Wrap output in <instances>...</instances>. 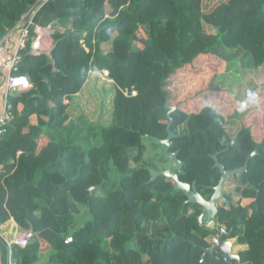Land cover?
<instances>
[{"label":"trees","instance_id":"1","mask_svg":"<svg viewBox=\"0 0 264 264\" xmlns=\"http://www.w3.org/2000/svg\"><path fill=\"white\" fill-rule=\"evenodd\" d=\"M40 1L0 0V39ZM43 2L35 22L54 43L35 53L32 27L14 71L32 87L10 96L0 136V232L14 219L34 236L0 233V264H235L212 250L220 227L242 264H264V140L248 124L264 112V0ZM207 55L224 63L207 88L228 103L171 110V79ZM171 133L180 181L206 200L224 171L249 166L227 177L213 226L158 174Z\"/></svg>","mask_w":264,"mask_h":264},{"label":"rangeland","instance_id":"2","mask_svg":"<svg viewBox=\"0 0 264 264\" xmlns=\"http://www.w3.org/2000/svg\"><path fill=\"white\" fill-rule=\"evenodd\" d=\"M223 69L224 63L219 60L218 57L214 55H207L201 56V58L196 60L193 65L179 71L171 79V84L168 88L171 108L176 106L182 108L184 111H197L209 105H226L229 101L227 93L212 91L207 88L210 76L217 71H222ZM256 80H263L264 82V70L258 74ZM162 152L163 150L154 151L152 147L149 146L146 153V159L148 161H157V157L155 156L161 155ZM169 159L171 160V158ZM171 164L172 160L170 162V165ZM257 169L261 171L262 165H259ZM79 222L83 223L82 217ZM42 261L45 262V254Z\"/></svg>","mask_w":264,"mask_h":264},{"label":"built area","instance_id":"3","mask_svg":"<svg viewBox=\"0 0 264 264\" xmlns=\"http://www.w3.org/2000/svg\"><path fill=\"white\" fill-rule=\"evenodd\" d=\"M43 0L38 2L31 10L23 17L22 21L19 24V38L17 43L16 52L9 64H7L8 73L5 78V86L3 93L2 107L0 109V136L6 132L7 127L9 126L12 118L14 105L10 100L12 94L27 90L32 87V83L29 77L25 74H14V71L17 70L16 64L20 58L19 51L24 49L27 45L28 40L31 37V29L34 28L35 38L32 41V48L38 50L41 48V43L43 37L46 33H52L53 29L51 25L43 26L35 22V16L40 8L43 6ZM5 51L4 40L0 39V58L2 57ZM107 74V72H106ZM2 170V165H0V172ZM1 233V232H0ZM2 234V233H1ZM3 235V234H2ZM4 236V235H3ZM34 236L32 230H22L17 232L15 236L11 238H6L9 245L18 244L20 246H25L30 239ZM67 241H72V238H67ZM213 247L220 243V237H213L212 239ZM203 260V259H202ZM201 260V261H202ZM224 260H228L227 257H224Z\"/></svg>","mask_w":264,"mask_h":264},{"label":"water","instance_id":"4","mask_svg":"<svg viewBox=\"0 0 264 264\" xmlns=\"http://www.w3.org/2000/svg\"><path fill=\"white\" fill-rule=\"evenodd\" d=\"M167 105L171 110L176 108V106L171 108L169 100H168ZM172 136H173V134L171 133L167 139L161 140V142L167 146L166 158L167 159L171 158L172 164L165 171L159 172L158 174H163L168 179L173 180L175 188L182 189L185 192V194L188 196V198H189L188 200L190 202L200 203L204 207V212L200 217V221L209 225L216 218L217 203L219 202L220 199L224 198V193L226 191L225 190V181H226L227 177L233 173L243 172V171L247 170L248 166H246L242 169L234 170V171H224L220 183L215 188L214 195L212 196V198L210 200H206L198 192L195 185H190L189 183H185V182L180 181L179 176H178V170H180L182 168L183 163L179 159H177L175 152L169 151V148L171 146L170 138ZM255 154H257V151H255L253 153V155H255ZM218 166L221 169H223V166L220 165L219 163H218ZM220 232H221L220 243L218 245L214 246L212 250L220 251L221 253H223L227 257L228 260L234 261L235 264H242L240 256L238 254L234 253V251H233L232 242L230 240H227L226 230L221 227Z\"/></svg>","mask_w":264,"mask_h":264},{"label":"crops","instance_id":"5","mask_svg":"<svg viewBox=\"0 0 264 264\" xmlns=\"http://www.w3.org/2000/svg\"><path fill=\"white\" fill-rule=\"evenodd\" d=\"M19 24L12 31H10L6 37L3 38L4 45H5V51L2 55V57L0 58V109L2 107V101H3V93H4V86H5L4 80H5L6 75L8 73V68L6 65L11 62V60H12V58L16 52V49H17V43H18V38H19V34H20ZM53 32H54V30H53ZM53 32L52 33H46V35L43 37V40L41 43V48L38 50L33 49V51L35 53H39V52L49 53V51L51 50V47L53 46V43H54L53 42V36H52ZM104 74H106V72H103L102 74L100 73V75L102 77ZM87 98H90L88 96V93H86V94L84 93L83 97H82V101L86 102ZM261 100L264 101V97H262V95L260 98H258V101H261ZM65 101L69 102L68 100H65ZM248 124L253 128V132H254V135L256 136L257 140L258 141L264 140V112L262 111V112H259V114H256V113L251 114ZM225 190H226V188H225ZM214 223L215 222L213 221L211 224H209V226H213ZM1 230L3 231L2 234L6 238H11V237L15 236V234L17 232L22 231L14 219H11L8 223L4 224L3 227L1 228ZM232 244H233V242H232ZM237 249H238V247H237ZM42 263H44V262L41 261L39 264H42Z\"/></svg>","mask_w":264,"mask_h":264}]
</instances>
